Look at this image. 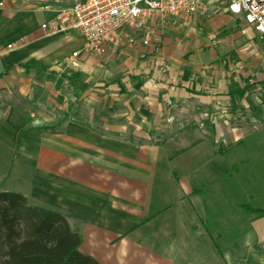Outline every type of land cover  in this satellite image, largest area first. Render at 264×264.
Masks as SVG:
<instances>
[{
  "label": "crops",
  "instance_id": "0c3cea01",
  "mask_svg": "<svg viewBox=\"0 0 264 264\" xmlns=\"http://www.w3.org/2000/svg\"><path fill=\"white\" fill-rule=\"evenodd\" d=\"M46 1L0 0V191L64 215L101 264H197L168 246L171 221L204 228L191 184L263 133L264 41L227 3L207 0L206 15L153 18L150 46L126 29V46L99 57L79 32L42 29L85 0H49L50 11ZM74 53L66 87L55 68ZM250 233L259 253L245 245L239 260L211 264H264V233Z\"/></svg>",
  "mask_w": 264,
  "mask_h": 264
},
{
  "label": "rangeland",
  "instance_id": "374dc122",
  "mask_svg": "<svg viewBox=\"0 0 264 264\" xmlns=\"http://www.w3.org/2000/svg\"><path fill=\"white\" fill-rule=\"evenodd\" d=\"M68 74H55V78L70 86L73 69ZM216 158V166H205L212 171L191 184L194 203L190 207L204 214L200 222L205 227L187 231L188 221L173 220V235L168 237L169 247L176 242L185 246L183 255L197 264L222 263L227 254L237 261L245 245L248 256L259 253L258 239L250 230L257 235L264 233V217L258 219L264 212V131L232 144ZM182 207L178 210H188L186 203Z\"/></svg>",
  "mask_w": 264,
  "mask_h": 264
},
{
  "label": "built area",
  "instance_id": "2783aa9c",
  "mask_svg": "<svg viewBox=\"0 0 264 264\" xmlns=\"http://www.w3.org/2000/svg\"><path fill=\"white\" fill-rule=\"evenodd\" d=\"M222 1L227 3L229 13L243 17L246 24L264 41V0ZM52 7L47 0L42 9L50 11ZM208 12L206 0H85L62 8L54 19L42 25V29L49 36L79 32L84 38V52L105 57L109 50L126 46V29L141 31L143 45L150 46L155 37L151 26L153 18L162 21L190 19ZM24 44L25 40L22 39L9 45L8 49L22 47ZM79 54L74 53L57 65L56 74L60 77L77 67L75 60ZM66 86H69L68 82Z\"/></svg>",
  "mask_w": 264,
  "mask_h": 264
},
{
  "label": "trees",
  "instance_id": "16d2710c",
  "mask_svg": "<svg viewBox=\"0 0 264 264\" xmlns=\"http://www.w3.org/2000/svg\"><path fill=\"white\" fill-rule=\"evenodd\" d=\"M81 245L64 215L33 207L21 193L0 191V264H101Z\"/></svg>",
  "mask_w": 264,
  "mask_h": 264
}]
</instances>
